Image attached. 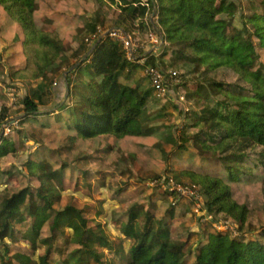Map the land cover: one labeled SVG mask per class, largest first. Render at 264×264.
I'll use <instances>...</instances> for the list:
<instances>
[{"label": "trees", "instance_id": "16d2710c", "mask_svg": "<svg viewBox=\"0 0 264 264\" xmlns=\"http://www.w3.org/2000/svg\"><path fill=\"white\" fill-rule=\"evenodd\" d=\"M108 1L116 3L120 10L121 20L114 28L129 34L131 25L138 22L141 27L146 17L154 13L160 35L170 43L172 54L204 69L200 72L197 90L187 92L192 99L199 95L200 100L197 110L190 115L192 124L184 128L177 149L186 150V143L194 141L204 151L215 153L233 182L249 171L242 168L241 163L250 149H260L258 162L264 167V14L248 19L234 0L223 7L217 6V0H147L146 4L141 0ZM0 5L20 25L27 45L34 47L35 58L30 59V54L26 53L30 61L34 60L31 78L38 81L37 87L48 91V86L39 80L47 77L61 56V40L36 27L35 0H0ZM261 6L264 7V0ZM237 16L241 26L235 24ZM99 24L97 19L90 26L92 33L97 32ZM80 51L88 50L83 47ZM91 51L82 66L71 70L65 80L60 79L57 90L53 88L58 98L62 84L65 85L69 90L67 99L75 100L74 105L58 102L56 111L50 113H56L58 122L65 121L68 129L75 131L76 139L83 141L106 135L117 139L144 136L142 116L151 92L144 91L139 84L132 87L120 81L134 64L128 60L122 45L109 35L97 40ZM146 65L159 67L154 58L148 59ZM222 69H231L236 74V85L209 76ZM81 70H85L90 79L77 81L72 86V77ZM189 82L192 81L185 82L184 87ZM205 84L215 90V94H203ZM41 101V97L23 99L25 117L20 123L27 124L31 119L38 123L39 119L49 118V111L41 112ZM5 119L3 111L0 124ZM187 129H196L198 133L185 136ZM11 134L12 131L0 144V160L7 155ZM15 148L16 145L13 152ZM36 151L23 166L31 180L40 183L38 192L35 195L26 187L0 199V242L4 244L6 239L14 238L17 229L24 228L22 238L45 252L36 255L25 247L26 251L9 256L10 245L5 243V251H0L2 264H91V261L93 264H264V242L218 232H203L206 243L195 247V256L194 247L185 252L186 245L172 238L175 205L168 209L167 220L166 217L156 218L148 204L131 208L128 220L118 227L119 235L115 237L118 244L113 246L112 257L106 260L99 227L73 230L70 222L76 210L68 204L59 205L64 196L56 189L60 186L65 191L66 179L59 177L62 171L54 170V164L38 162V149ZM184 174L201 186L205 196L203 208L208 215L224 213L244 226L249 209L232 198L231 187L222 178L192 171H184ZM38 200L43 205H39ZM49 222L51 236L40 238L38 242L42 227ZM112 222L118 220L112 219ZM69 228L72 234L68 233ZM124 241L129 243L128 249L124 248ZM72 245L80 248L68 252Z\"/></svg>", "mask_w": 264, "mask_h": 264}, {"label": "rangeland", "instance_id": "374dc122", "mask_svg": "<svg viewBox=\"0 0 264 264\" xmlns=\"http://www.w3.org/2000/svg\"><path fill=\"white\" fill-rule=\"evenodd\" d=\"M141 1L144 4L147 2ZM229 1L217 0V6L223 7ZM234 1L248 19L256 14H264L261 0ZM35 2L36 27L57 35L63 47L61 56L50 68L47 77L39 80L51 92L49 89H40L41 87H37L38 81L31 78L33 74L30 69L33 68L34 60L32 63L29 58H35L34 47L27 45L26 35L20 25L0 5V114L4 111L6 119L2 123L8 124L12 131L7 155L0 160V199L26 187H30L36 195L40 183L31 180L23 164L38 149L37 161L54 164V170L62 171L59 177L64 176L66 179L67 191H63L60 186L56 189L64 196L59 205L68 204L76 210L70 222L73 230L76 228L81 231L85 226L99 227L106 260L112 257L113 246L118 244L115 237L119 235L120 223L128 220V213L133 206L141 204H148L156 218L166 217L167 220L168 209L175 205L172 238L186 245L185 252L194 247V256L195 247L206 243L204 231L264 242V167L258 162L260 149L247 151L241 164L242 168L249 171L233 182L228 179L227 171L216 159L215 153L204 151L194 141L186 143V150L180 151L176 147L184 128L192 124L190 115L197 110L196 105L200 100L199 95L192 99L187 92L197 90L200 72L204 69L198 64L177 59L172 54L170 43L160 35L155 14L150 13L141 27L138 22L131 25V30L126 35L136 44L139 60H157L159 67L167 75L170 95L158 98L146 76L148 65L132 62L134 67L126 71L120 81L132 87L139 84L144 91L151 92L142 116L145 135L123 139L106 135L83 141L76 139L75 131L68 129L65 121L58 122L56 113H50L56 111L55 105L58 102L74 105L75 100L70 102L67 99L68 88L60 96L56 92L58 98L53 92L58 89L60 79L65 80L71 70L82 66L90 58L97 40L106 38L116 30L114 27L121 20L119 7L108 0ZM223 17L226 18L224 15ZM97 19L100 23L98 30L92 33L90 26ZM235 24L242 25L239 16L236 17ZM83 47L88 53L80 51ZM78 52L81 53L76 56ZM26 53L30 54L29 58ZM262 56L264 58V51ZM173 73L178 76L174 77ZM209 76L230 85L237 84L236 74L231 69L215 71ZM88 77L85 70H81L72 77V86L80 80L87 82L90 79ZM188 80L192 82L184 87ZM203 87L205 95L216 92L209 85L205 84ZM27 96L36 99L41 97V112L49 111V118L40 119L43 125L30 120L27 124L20 123L25 117L23 99ZM197 133L196 129H187L185 136ZM12 144L14 147L16 145L14 152ZM52 153L54 155L51 157ZM184 171L222 178L231 187L232 198L249 209L244 226L241 227L224 213H216L213 217L208 215L203 208L205 196L201 186L190 180ZM38 204L43 205V202L38 200ZM112 219L118 222H112ZM83 221L87 225H83ZM50 231L51 222L42 227L38 242L40 238L51 236ZM68 233L72 234V229L69 228ZM23 234L24 228L17 229L14 238L6 239V245H10L9 256L26 251L23 250L25 247H29L27 250L36 255L45 252V249L40 251L29 245L22 238ZM4 244L0 242L1 252L5 251ZM123 246L125 249L130 247L127 241H124ZM77 248L80 247L72 245L68 252ZM54 258L58 260L56 255Z\"/></svg>", "mask_w": 264, "mask_h": 264}, {"label": "built area", "instance_id": "2783aa9c", "mask_svg": "<svg viewBox=\"0 0 264 264\" xmlns=\"http://www.w3.org/2000/svg\"><path fill=\"white\" fill-rule=\"evenodd\" d=\"M109 36L116 39V42L120 43L126 52V56L130 62H139L143 66L146 65V59L139 60L137 58V46L122 30H113L109 33ZM174 77L178 76L177 73L172 74ZM146 76L150 80L153 89L157 93L158 98H167L170 95L167 83V75L160 67L147 66ZM11 128L8 124H0V144L5 137L11 133Z\"/></svg>", "mask_w": 264, "mask_h": 264}, {"label": "crops", "instance_id": "0c3cea01", "mask_svg": "<svg viewBox=\"0 0 264 264\" xmlns=\"http://www.w3.org/2000/svg\"><path fill=\"white\" fill-rule=\"evenodd\" d=\"M62 88L59 90L60 92L59 93H61V92H63V91H65L67 88H66V86L65 85H63L62 84V86H61ZM30 121H32V119L30 120ZM34 122V121H33ZM37 125L38 124H40V119H39V121H38V123H36Z\"/></svg>", "mask_w": 264, "mask_h": 264}]
</instances>
